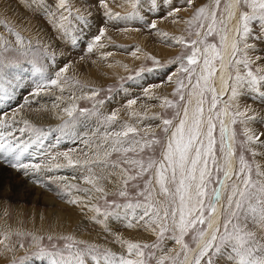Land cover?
Wrapping results in <instances>:
<instances>
[{"label": "rangeland", "instance_id": "obj_1", "mask_svg": "<svg viewBox=\"0 0 264 264\" xmlns=\"http://www.w3.org/2000/svg\"><path fill=\"white\" fill-rule=\"evenodd\" d=\"M224 3L225 0H221V8ZM59 4L60 0H44L41 5L29 7L26 0H0V37L18 44L15 37L18 31L24 37V45L20 47L27 46V55L12 50L14 55L10 60L15 66L8 69V79L14 90H10L7 97L0 93V113H3L0 125L7 122L13 129H19L25 127L24 121H28L41 129L40 140L21 157L23 163L40 164L38 171L30 170L25 176L0 165V264H52L51 252L63 249L68 243L61 239L65 236L110 249L118 255L126 252L121 240L156 241L155 233L131 213L113 215L109 210L105 215L108 202L114 200L123 204L135 199L148 177L130 182L129 196L120 197L122 178L119 169L91 162L98 159L97 153L99 158H104L103 153L108 147L103 143L106 132L121 131L127 124L137 127L140 135L154 132L163 140L165 134L161 131V118L173 119L174 124L178 122V118H174L175 113L182 111L184 102L179 100L176 92L177 82L183 80L187 85L188 81L187 74L180 71V62L172 61L189 54L191 47L177 43L175 38L195 39L194 33L200 30L199 22L190 26L188 21L199 7L207 5L211 8L213 0H192L191 4L187 0H156L155 7L150 0H141L135 8L133 0H65V8H60ZM175 8L180 11L168 15ZM109 9L113 14L119 13V17L106 15ZM77 12L87 18V23L77 18ZM61 15L68 17L67 21L60 20ZM149 21H154L157 27L150 28ZM60 23L65 24L68 34L59 27ZM257 25L258 21L250 23L253 33L246 41L255 45V49L245 50L254 61L253 71L258 67L264 68V39L254 38L258 33ZM101 28L106 29V34L89 51L88 44L93 43ZM200 31L203 34V30ZM72 35L77 37L75 43L70 41ZM219 39L214 35L208 38V42L218 43ZM2 44L3 39H0ZM240 47L243 48V43ZM50 54H54V60ZM257 56L261 59L256 60ZM238 58L244 59L243 52L238 54ZM184 63L186 65L187 62ZM66 65L68 70L61 74L58 84H50L49 81L56 79V73ZM36 67L44 68L43 76L35 71ZM240 68L242 73L246 72L242 65ZM39 85L43 88L36 94ZM189 90L190 86L182 90L185 99ZM238 91L243 94L231 103L240 111L250 109L249 115L264 117V99L247 89ZM93 92L97 94L93 95ZM229 96L230 91L228 96L220 97L218 109L229 102ZM210 97V93L206 94V116ZM165 98L177 106H164ZM131 100L136 103L129 105ZM65 108H74L72 116L64 111ZM84 109L88 111L82 112ZM113 112L117 113V120L106 123L105 117ZM243 119L239 117L238 123L232 125L237 140L244 138L245 124L239 122ZM247 127L256 133L262 132L264 120L248 122ZM4 130L0 127V132ZM215 134L218 139V122ZM15 135L25 141L36 139L30 131L22 136L16 131ZM108 139L111 143V137ZM254 147L257 152H264L259 145ZM160 151V146H154L152 152L146 149L145 155L158 157ZM216 154L222 155L219 144ZM245 155L251 162L252 157L248 153ZM121 156L120 153H112L108 159L117 161ZM69 158L74 162L71 165ZM255 161L264 170V157L257 155ZM84 176L101 177L96 186H103L105 192L95 191ZM213 176L215 178V173ZM71 184L76 188L66 191L65 185ZM132 185L139 187L133 188ZM211 186L216 185L213 183ZM84 189L90 191L85 192ZM227 195L226 189L223 203ZM74 199L78 202L72 203ZM94 206H98L100 211H95ZM68 219L72 222L66 224ZM36 237L42 239L36 240ZM186 240L192 248L195 246L188 237ZM38 247L47 249L49 254L33 255ZM165 248L171 251L179 246L168 240ZM86 262L95 264L91 257H87Z\"/></svg>", "mask_w": 264, "mask_h": 264}, {"label": "snow or ice", "instance_id": "obj_2", "mask_svg": "<svg viewBox=\"0 0 264 264\" xmlns=\"http://www.w3.org/2000/svg\"><path fill=\"white\" fill-rule=\"evenodd\" d=\"M29 7L43 4L44 0H26ZM103 2V0H101ZM141 0H133V7L139 5ZM170 2V0H169ZM155 7L156 0H150ZM188 4L192 0H187ZM60 8H65V0H60ZM107 8V5L105 4ZM246 9V10H245ZM150 11L152 8L149 9ZM179 8L173 9L168 15L179 12ZM239 12V20L233 29H229V22ZM55 15L54 13H49ZM110 18L113 14L109 9L106 13ZM77 18L87 23V18L77 12ZM68 17L61 15L60 20L67 21ZM258 21V33L255 39H264V0H225L221 8V0H213L211 8L201 6L188 24L198 23L195 39L186 41L183 36L175 38L177 43L190 45L191 51L186 56H178L175 63L180 62V71L187 74L188 84L179 80L176 92L179 100L184 102L182 111H177L173 119H162L161 131L164 139L156 137L155 133L140 135V130L132 125H124L121 131L105 133L103 143L108 145L103 153V159L99 158L91 163L119 169L121 176L120 197H128L130 182L143 179V186L136 194L135 199H129L120 204L116 201L108 202L105 215H116L120 212L131 213L145 226L155 233L156 241L153 243L121 240L126 246V252L117 254L110 249H101L96 244L87 241L76 240L73 236H65L61 239L68 241L63 249L53 250L52 264H87L86 258L91 257L95 264H264V170L256 163L257 155L264 157V152H257L254 145L264 148V131L256 133L247 127L248 122L258 119L264 120L258 114L249 115L250 109L240 111L233 101L243 93L238 89L253 91L264 99V68L253 71L254 61L248 57L247 49H255V45L247 43V38L253 33L250 23ZM5 23H7L5 21ZM148 26L155 29L154 21H149ZM59 27L68 34L65 24ZM13 29L10 28V31ZM234 31V38L229 45L228 32ZM106 34V29L101 28L99 34L93 38V43L88 44L91 51L96 42ZM167 36V34H164ZM218 35V43L208 42L209 37ZM18 44H13L3 39L0 45V93L7 97L10 90H14L11 80L8 79L10 67L15 65L10 57L15 53L27 55V46L24 45V37L20 32H15ZM77 37L70 36V41L75 43ZM31 42L29 41V44ZM243 43V48L240 44ZM231 48L227 64L224 63V51ZM243 52L244 59H239L238 54ZM53 60L55 59L54 54ZM135 55V53H133ZM155 61V57H152ZM256 60L261 59L257 56ZM19 57L16 62L18 63ZM186 61V65L184 63ZM219 65V67H218ZM246 69L241 72L240 66ZM232 69L224 78V71ZM199 69V70H198ZM68 70L67 65L56 73V79L49 81L56 85L62 73ZM218 70L221 71L225 90L218 91L215 86V77ZM35 71L43 76L44 68L36 67ZM143 71V69H142ZM14 80L15 77H12ZM171 80V77H169ZM17 87L19 85H16ZM190 86L188 97L185 99L183 89ZM43 88L38 86L37 93ZM147 91V90H146ZM230 91L229 102L218 109L221 103L220 97ZM211 94L210 106L205 115L206 94ZM93 92V95H96ZM135 104V100L128 102ZM164 106L176 107L172 101L165 98ZM231 109V110H230ZM65 112L72 116L74 108H65ZM87 109L82 112H87ZM3 113H0L2 115ZM231 117L230 123L226 122ZM239 122L245 124L243 139L237 140V133L230 127ZM117 113L105 117V122L111 124L117 120ZM155 118V117H154ZM217 122L219 124V137L217 139ZM25 127L13 129L12 125L5 122L0 125L5 130L0 132V165H6L14 171L25 176L29 171H38L40 164L23 163L21 157L29 151L33 144L40 140L41 129L23 122ZM32 132L36 139L23 140L15 135V132ZM130 134H133L130 136ZM111 137V143L109 142ZM217 144L221 156H217ZM154 146H160L158 157L152 154L145 155V150H154ZM239 149V152L237 151ZM112 153L122 154L117 161H110ZM248 153L252 160L246 158ZM67 155V154H64ZM234 161L238 167L234 165ZM69 165L74 162L69 158ZM75 163H79L76 161ZM85 163H90L85 161ZM211 165V166H210ZM57 168L61 165H56ZM215 173V178L213 176ZM222 173V175H221ZM255 174V179L253 178ZM101 177H85V180L95 187V191L104 193L103 187L96 186ZM231 181L230 184H227ZM215 183V187L211 185ZM228 190L226 202L222 204L225 190ZM133 188L139 187L132 185ZM76 185H65L66 191H71ZM85 192L90 189H84ZM162 197V198H161ZM72 200V203H77ZM95 211L100 208L94 206ZM142 210V211H138ZM188 237L195 248L190 246ZM36 240L42 238L36 237ZM52 239L51 236L48 237ZM171 240L179 248L166 250V241ZM159 253V254H158ZM43 247H38L33 255H48ZM191 254V258H190Z\"/></svg>", "mask_w": 264, "mask_h": 264}, {"label": "bare ground", "instance_id": "obj_3", "mask_svg": "<svg viewBox=\"0 0 264 264\" xmlns=\"http://www.w3.org/2000/svg\"><path fill=\"white\" fill-rule=\"evenodd\" d=\"M239 20V12H237V15H236V17L234 18V19H232L230 22H229V29H233L234 28V26L237 24V21ZM119 35V34H118ZM233 38H234V31H229L228 32V41H227V43L230 45L231 44V42H232V40H233ZM147 44V43H146ZM148 47V46H147ZM230 53H231V48L229 47L228 49H226L225 51H224V56H225V59H224V63L225 64H227V62H228V59H229V57H230ZM132 57V56H131ZM136 59V58H135ZM108 63H111V60H108ZM113 63V62H112ZM218 67H219V65H218ZM109 68H110V66H109ZM92 70V69H91ZM114 70V69H113ZM94 71V70H93ZM93 71H91V72H93ZM112 71V70H111ZM221 71H223V70H218L217 71V74H216V81H215V85H216V87H217V90L218 91H221V90H225V86H224V83H223V80H221V78H220V76H221ZM229 72H231L230 71V69H227L226 71H224V78L226 79L227 78V76H228V73ZM89 73V72H88ZM109 73V72H108ZM111 75V74H110ZM100 76H101V74H100ZM109 76V75H108ZM105 78V77H104ZM113 78V77H112ZM226 91V90H225ZM229 95V91H227V94H225V95H223V96H221L222 98H224L225 96H228ZM230 120H231V117H229V118H227V121L226 122H229L230 123ZM230 127H232V125L230 124ZM233 128V127H232ZM235 161H234V165H235ZM13 172H14V170H13ZM83 175V174H82ZM85 175H86V173H85ZM84 177H86V176H84ZM89 177V176H88ZM62 179V178H61ZM38 180V179H37ZM66 181V180H65ZM24 182H26V181H24ZM74 183V182H73ZM27 184H28V181H27ZM228 184V183H227ZM30 185V184H29ZM72 185V184H71ZM99 185H101V184H99ZM103 187V186H102ZM226 189H227V185H226ZM226 191V190H225ZM49 201V200H48ZM50 202V201H49ZM222 204H223V201H222ZM81 217V216H80ZM62 218V217H61ZM3 221V220H2ZM69 221H71L72 222V220L71 219H68L67 220V222H66V224H68L69 223ZM61 225H63V224H61ZM61 227H64V225L63 226H61ZM60 227V228H61ZM70 225H68L67 226V229L68 230H70ZM66 229V230H67ZM65 230V231H66ZM131 240V239H130ZM193 248H195V246L193 247ZM114 250V249H113ZM190 258H191V254H190Z\"/></svg>", "mask_w": 264, "mask_h": 264}]
</instances>
